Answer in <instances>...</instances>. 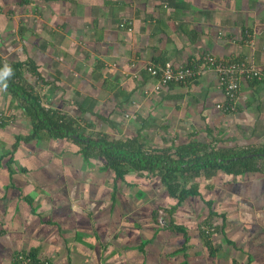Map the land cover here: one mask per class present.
Instances as JSON below:
<instances>
[{
    "label": "crops",
    "instance_id": "obj_1",
    "mask_svg": "<svg viewBox=\"0 0 264 264\" xmlns=\"http://www.w3.org/2000/svg\"><path fill=\"white\" fill-rule=\"evenodd\" d=\"M207 54L263 66L264 0H0V58L29 61L22 83L84 135L154 154L189 142L233 157L264 149L263 81L242 79L228 113L207 70L144 94L155 82L147 66ZM27 107L0 87V264L20 252L48 264H264V154L175 176L177 193L196 192L177 203L158 177L115 178L72 139L29 140Z\"/></svg>",
    "mask_w": 264,
    "mask_h": 264
},
{
    "label": "trees",
    "instance_id": "obj_2",
    "mask_svg": "<svg viewBox=\"0 0 264 264\" xmlns=\"http://www.w3.org/2000/svg\"><path fill=\"white\" fill-rule=\"evenodd\" d=\"M21 1L26 3L28 0ZM24 64L29 65L30 62L25 61L24 63L16 62L9 64L0 58V72H2L5 67L11 69V75L5 80L7 87H0L21 100V102L27 104V109L32 117L34 126V131L30 137H28L29 140L42 139V132L56 139H72L80 146V150L85 157L90 156L92 151H97V155L104 159L107 168L115 174V178L122 179L127 173L134 171L140 173L144 172L152 177H158L169 196L177 198V203L181 202L186 196L195 194L196 192L194 191L195 185H192L189 187V190L182 189L177 193L180 189V183L175 176H179L181 180H195L203 174L208 176L212 170L223 168L225 164L228 167H232V171L241 163L250 162L248 155L251 154L253 155L252 157H254L264 154V149H251L250 151L248 150L235 154L236 157H233L228 153H221L214 150V146L211 144L194 142H189L175 148L171 147L169 150L154 154L145 150L142 145L136 144L135 140L126 141L124 143L115 140L109 135L98 134L86 136L81 130L75 127L70 120L61 118L56 115L55 112H52L51 109L43 106L39 96L27 89L22 83V70ZM192 66L193 65L172 68L186 69ZM159 67L165 68V66ZM32 69L33 71L37 70L35 66L32 67ZM148 75L154 79L155 82L153 85L158 84L161 87L159 91L168 86L180 84L167 82L162 85L160 83V72H157L156 75H151L149 73ZM189 81L191 80H187V82ZM237 172L238 169L233 171L234 174ZM174 208L175 207L166 211L169 220L171 219ZM17 255L29 256L33 260H36L32 254L20 252L16 253L14 256Z\"/></svg>",
    "mask_w": 264,
    "mask_h": 264
},
{
    "label": "built area",
    "instance_id": "obj_3",
    "mask_svg": "<svg viewBox=\"0 0 264 264\" xmlns=\"http://www.w3.org/2000/svg\"><path fill=\"white\" fill-rule=\"evenodd\" d=\"M124 27V23L121 25ZM129 31L131 29H128ZM146 70L151 75L161 73V84L175 82L185 84L187 80H194L205 70L214 74L218 86L223 91L225 102L217 104L216 108L223 113L233 112L236 109V100L242 79L264 82V65L254 66L247 62L231 61L223 62L217 60L213 55L207 54L202 58V63L187 67L186 69H173L172 67L147 66ZM160 86L154 85L150 90H144V94H152L160 90ZM5 120V116L0 112V125ZM161 213V212H160ZM162 216V213H161ZM164 221L159 219V224ZM41 260V261H40ZM33 260L29 256L17 255L11 259V264H48L44 259ZM40 261V262H39Z\"/></svg>",
    "mask_w": 264,
    "mask_h": 264
},
{
    "label": "clouds",
    "instance_id": "obj_4",
    "mask_svg": "<svg viewBox=\"0 0 264 264\" xmlns=\"http://www.w3.org/2000/svg\"><path fill=\"white\" fill-rule=\"evenodd\" d=\"M11 75V69H9L8 67H5V69L0 72V86L6 88L7 84L5 83L6 78H8ZM164 216V214L162 213V216L160 215V220H163L162 217ZM164 221V220H163ZM159 223V221H158ZM165 223V221H164ZM163 223V224H164ZM161 224V225H163Z\"/></svg>",
    "mask_w": 264,
    "mask_h": 264
},
{
    "label": "rangeland",
    "instance_id": "obj_5",
    "mask_svg": "<svg viewBox=\"0 0 264 264\" xmlns=\"http://www.w3.org/2000/svg\"><path fill=\"white\" fill-rule=\"evenodd\" d=\"M162 213H164V212H162Z\"/></svg>",
    "mask_w": 264,
    "mask_h": 264
}]
</instances>
